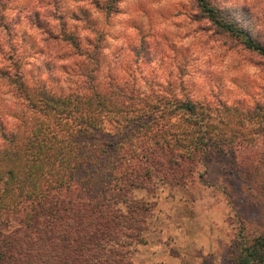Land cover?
<instances>
[{
    "label": "rangeland",
    "instance_id": "1",
    "mask_svg": "<svg viewBox=\"0 0 264 264\" xmlns=\"http://www.w3.org/2000/svg\"><path fill=\"white\" fill-rule=\"evenodd\" d=\"M210 1L264 44V0ZM109 2L0 0V130L20 126L22 131L30 115L8 80L15 75L30 88L43 85L61 96L92 83L101 91L111 85L141 96L263 106L264 56L217 31L199 16L194 0H116L115 13L107 12ZM241 144L246 147L233 155L199 166L183 185L155 180L151 190L127 196L149 207L145 230L122 240L131 263L137 238L160 242L162 254L186 252L192 264L206 236L211 258L205 263L237 264L242 247L264 236V174L258 163L264 139L251 137ZM122 196L117 208L125 212ZM13 211L0 210V235L16 225ZM170 225L190 237L177 248L165 230Z\"/></svg>",
    "mask_w": 264,
    "mask_h": 264
},
{
    "label": "trees",
    "instance_id": "2",
    "mask_svg": "<svg viewBox=\"0 0 264 264\" xmlns=\"http://www.w3.org/2000/svg\"><path fill=\"white\" fill-rule=\"evenodd\" d=\"M194 2L217 31L264 56V44L210 0ZM8 80L30 115L22 131L0 130V210L14 209L16 223L0 235V264H132L122 240L145 230L149 207L128 195L155 180L183 185L199 166L245 148L241 142L264 139V104L141 96L92 83L61 96L19 75ZM258 163L264 174V156ZM122 193L125 212L117 208ZM236 263L264 264V236L243 246Z\"/></svg>",
    "mask_w": 264,
    "mask_h": 264
},
{
    "label": "crops",
    "instance_id": "3",
    "mask_svg": "<svg viewBox=\"0 0 264 264\" xmlns=\"http://www.w3.org/2000/svg\"><path fill=\"white\" fill-rule=\"evenodd\" d=\"M181 209L183 208V204L179 205ZM174 216H170V218H173ZM168 222H171L170 219L166 220ZM166 231H169V235H172L170 238L173 239L176 243V248L180 246L178 243H183L186 239L190 238L183 237L185 230L182 227H173L168 226L165 227ZM174 235H178L179 237H176ZM200 243L201 252H199L195 258L192 260V264H211V261L209 263H205V257L211 258V246L209 244L208 238L205 236L203 237ZM160 244V245H158ZM157 245L151 243V242H144L141 244H138L137 250L134 252L132 256V264H190L186 259H188L185 254L181 253H164L162 254L161 249V243L159 242ZM178 252V251H177Z\"/></svg>",
    "mask_w": 264,
    "mask_h": 264
}]
</instances>
